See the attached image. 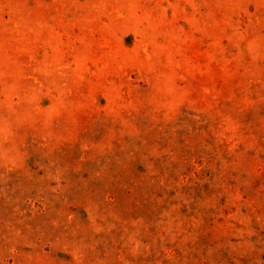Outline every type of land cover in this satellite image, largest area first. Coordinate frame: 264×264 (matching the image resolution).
I'll return each instance as SVG.
<instances>
[{
    "label": "rangeland",
    "instance_id": "rangeland-1",
    "mask_svg": "<svg viewBox=\"0 0 264 264\" xmlns=\"http://www.w3.org/2000/svg\"><path fill=\"white\" fill-rule=\"evenodd\" d=\"M0 264H264V0H0Z\"/></svg>",
    "mask_w": 264,
    "mask_h": 264
}]
</instances>
